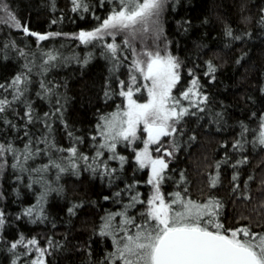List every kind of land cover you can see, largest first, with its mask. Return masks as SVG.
Returning <instances> with one entry per match:
<instances>
[{"label":"trees","instance_id":"trees-1","mask_svg":"<svg viewBox=\"0 0 264 264\" xmlns=\"http://www.w3.org/2000/svg\"><path fill=\"white\" fill-rule=\"evenodd\" d=\"M5 2L29 31L66 35L41 42L0 24V83L10 82L24 70L25 63L34 61L40 65L44 52L59 53L62 58L59 66L50 69L46 77L39 75L38 68L33 69L27 98L34 114L42 117L50 110V105L36 95L37 81L46 79L59 85L56 91L64 98V110L63 123L55 120L52 125L55 143L61 148L69 147L73 143L67 135L70 131L83 140L77 145L78 150L91 156L90 136L95 132L97 119L113 111L120 98L114 96L105 100L104 93L109 86L115 91L116 79L110 72L111 64L101 54V47L85 46L79 40L75 43L72 37L81 31L93 30L99 23L94 16L103 20L112 5L107 0L103 5L101 0H86L89 12L81 15L71 10L70 0ZM160 25L162 35L155 44L159 48L166 46L181 64L180 82L174 94L187 90L191 81L197 79L199 91L207 96V101L200 105L205 111L190 107L189 112L195 115L184 116L177 125L174 139L179 148L171 158L167 170L171 179L165 181L163 191L178 190L176 184L183 173L186 183H180V188L187 187L192 199L203 201L214 196L223 203L220 219L225 228L250 224L254 231H264V207H261L264 204V148L252 143L259 135L260 118L264 116V0H169ZM228 29L232 31L231 37L227 35ZM11 42L26 56L21 57L12 47L4 49L3 46ZM141 43L154 46L148 35L137 38L134 44L138 48ZM89 55L91 59L86 65L76 62V57L83 60ZM209 62L216 69L211 75L207 74ZM125 72L122 67L117 73L120 79L127 80ZM183 104L187 106L188 102L183 101ZM14 107L19 115L9 111L5 116L19 130L0 120V142L10 141L17 148H23L28 139L23 135L25 121L20 118L24 106L15 104ZM242 125H247L249 132L245 133L244 150H238L233 145L241 139ZM27 130L35 134L34 139L44 132L40 123L27 125ZM121 154L129 157V163L119 173L121 179L111 184L85 170H80L78 175L63 173L56 181L54 170L50 171L47 179L51 188L58 190L49 191L43 202L39 198L44 188L33 182L34 173L21 174L11 167L0 171V212L4 213V225L0 228V264H13V261L27 264L35 258V252L27 257L21 255L25 251L19 245L21 237L25 241L36 239L43 247L48 246L49 240L56 245L49 249L47 264H101L112 247L108 238L97 233L102 218L120 207L114 203L113 194L133 181L140 182L137 190L143 194L142 198L150 194L145 183L147 170L135 171L130 150L121 149ZM245 157L246 164L232 167ZM8 160L11 164L10 156ZM47 161L48 157L41 154L30 164L39 167ZM217 163H220L219 184L210 188L208 178L216 174ZM111 166L117 167L115 162ZM237 172V182L241 190L251 196L250 200L237 198L232 192V176ZM249 176L253 179L249 180ZM105 197L110 199L105 200ZM123 201L127 202L126 196ZM29 208L33 209V214L24 215ZM135 211L130 210V214ZM12 243L18 244L15 250L11 249Z\"/></svg>","mask_w":264,"mask_h":264},{"label":"snow or ice","instance_id":"snow-or-ice-1","mask_svg":"<svg viewBox=\"0 0 264 264\" xmlns=\"http://www.w3.org/2000/svg\"><path fill=\"white\" fill-rule=\"evenodd\" d=\"M70 2L73 12L81 15L89 12L86 0ZM104 2L105 0H101V5ZM107 2L112 8L106 18L101 20L94 16L99 23L93 30L81 31L72 37L85 46L101 47V54L111 64L110 72L116 79L115 91L109 86L104 93L105 100H111L114 96L120 98V103L115 105L113 111L101 114L97 119L95 132L90 136L93 154L90 156L80 152L77 145L83 140L74 137L70 131L67 135L73 143L69 147L61 148L55 143L52 125L55 120L63 123L64 110V98L56 91L59 85L46 79L37 81L39 91L36 95L50 105V110L42 117L34 114L32 103L27 98L33 69L38 68L39 75L46 77L50 69L59 66L62 59L59 53L49 51L43 53L40 65H36L34 61L25 63L24 70L10 82L0 83V120L18 131L5 113L11 111L19 115L14 105L22 104L24 114L20 118L25 121L23 135L28 137L23 148H17L10 141L0 142V171L11 167L21 174L28 173L31 176L34 173L36 179L33 182L44 188L39 198L43 202L49 191L58 190L51 188L47 179L50 171L54 170L56 181L63 173L78 175L80 170H85L107 179L111 184L121 179L119 173L129 163V157L121 154V149L130 150L135 171L147 170L148 178L145 183L150 194L142 198L143 194L137 190L139 181L126 183L125 189L113 194L114 203L120 207L102 218L97 233L108 238L112 247L101 264H264V231H254L250 224L225 228L220 219L223 203L214 196L203 201L192 199L187 187L180 188V183H186L183 173L176 184L178 190L170 193L163 191L165 181L171 179L167 172L171 158L179 148L174 139L177 125L184 116L195 115L189 112L190 107L199 112L205 111L200 105L207 101V96L199 91L197 79L191 81V87L187 90L174 94L180 82L181 64L177 57L167 51L166 46L162 51L155 44L162 35L160 17L169 0ZM0 24L20 30L25 35L35 37L37 41L66 35L59 32L40 34L29 31L5 0H0ZM144 35L150 36L154 46L138 49L133 41ZM227 35L232 36L231 29L227 30ZM117 36L121 37L120 44L116 42ZM106 37L111 38L110 42H105ZM3 47H12L21 57L26 56L23 50L16 49L14 42ZM75 59L77 63L86 65L91 55L83 60L78 57ZM125 61L128 63L125 64ZM122 67L126 69L127 80L120 79L117 75ZM215 71V67L209 62L207 74L211 75ZM183 101H187L188 105L185 106ZM33 123H40L44 128V132L35 139V134H30L27 130V125ZM64 127L67 130V124ZM259 128V135L252 143L264 148V116L260 118ZM248 132V126L242 125L241 139L233 145L234 149L244 150L245 133ZM40 145L46 147H39ZM41 154L48 157L47 163L39 167L34 163L30 164ZM112 162L117 167L111 166ZM247 162L245 157L232 167L237 168ZM215 167L216 174H210L208 178L210 188H216L219 184L220 163ZM248 179L252 180L253 177L249 176ZM238 180L237 172L232 176V192L237 194V198L250 200L251 196L241 190ZM28 186L31 187V184ZM125 196L126 203L123 201ZM104 199L108 200L110 197ZM132 209L136 211L130 214ZM32 214L31 208L24 213L27 216ZM3 217L4 213L0 212V228L4 225ZM47 244V247H43L36 239L25 241L21 237L19 245L25 250L21 255L27 257L33 252L36 254L27 264H47L46 256L51 254L49 249L56 247L51 240ZM17 247V243L11 244V249L15 250ZM13 264L17 262L13 261Z\"/></svg>","mask_w":264,"mask_h":264},{"label":"rangeland","instance_id":"rangeland-1","mask_svg":"<svg viewBox=\"0 0 264 264\" xmlns=\"http://www.w3.org/2000/svg\"><path fill=\"white\" fill-rule=\"evenodd\" d=\"M7 27H8V26H7ZM8 28H9V27H8ZM12 29H14V28H12ZM77 34H78V33H77ZM77 34H76V35H77ZM144 36H145V35H144ZM144 36H143V37H144ZM137 38H140V37H137ZM53 39L55 40V38H53ZM110 39H111L110 37H106V38H105V41L110 42ZM136 40H137V39H136ZM136 40H135V41H136ZM77 41H78V40L75 39V43H77ZM135 41H133V43H135ZM41 42H43V41H41ZM116 42H117L118 44L122 42L120 36H117V38H116ZM80 44H81V43H80ZM82 45H83V44H82ZM146 46H147V45L141 43L140 46L138 47V49H142V48H144V47H146ZM160 49L163 51L165 48H160ZM167 51H168V49H167ZM141 147H142V145H141Z\"/></svg>","mask_w":264,"mask_h":264}]
</instances>
